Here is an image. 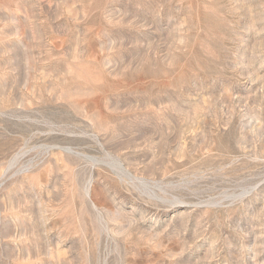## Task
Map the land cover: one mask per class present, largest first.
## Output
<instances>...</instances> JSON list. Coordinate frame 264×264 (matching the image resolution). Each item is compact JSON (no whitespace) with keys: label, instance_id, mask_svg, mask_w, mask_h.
Instances as JSON below:
<instances>
[{"label":"rangeland","instance_id":"obj_1","mask_svg":"<svg viewBox=\"0 0 264 264\" xmlns=\"http://www.w3.org/2000/svg\"><path fill=\"white\" fill-rule=\"evenodd\" d=\"M0 264H264V0H0Z\"/></svg>","mask_w":264,"mask_h":264}]
</instances>
